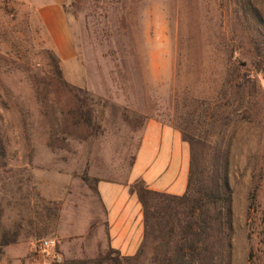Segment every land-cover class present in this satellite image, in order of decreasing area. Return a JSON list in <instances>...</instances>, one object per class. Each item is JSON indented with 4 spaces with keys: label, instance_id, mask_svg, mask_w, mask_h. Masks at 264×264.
Wrapping results in <instances>:
<instances>
[{
    "label": "rangeland",
    "instance_id": "374dc122",
    "mask_svg": "<svg viewBox=\"0 0 264 264\" xmlns=\"http://www.w3.org/2000/svg\"><path fill=\"white\" fill-rule=\"evenodd\" d=\"M64 11L76 56L62 64L19 4L0 0V264H42L45 237L61 255L47 264H112L95 183L125 178L149 118L229 143L224 262L264 264V0H66Z\"/></svg>",
    "mask_w": 264,
    "mask_h": 264
},
{
    "label": "trees",
    "instance_id": "16d2710c",
    "mask_svg": "<svg viewBox=\"0 0 264 264\" xmlns=\"http://www.w3.org/2000/svg\"><path fill=\"white\" fill-rule=\"evenodd\" d=\"M225 65L233 70L237 68L230 59ZM57 71L60 75V70ZM237 81L225 78L222 85L234 86ZM246 81L249 87L256 85L252 79ZM202 102L207 103V100ZM212 102L210 130L220 134L227 128V121L219 114L216 99ZM178 129L189 146L186 190L174 195L152 190L143 180L133 181L130 190L137 195L144 216L142 244L133 256H123L107 247L104 260L112 264H136L143 245L151 239L155 244L149 264H225L224 251L230 246L228 232L231 228L229 143L223 138L212 141L201 137L187 124L179 125ZM0 152L4 154L1 142Z\"/></svg>",
    "mask_w": 264,
    "mask_h": 264
},
{
    "label": "crops",
    "instance_id": "0c3cea01",
    "mask_svg": "<svg viewBox=\"0 0 264 264\" xmlns=\"http://www.w3.org/2000/svg\"><path fill=\"white\" fill-rule=\"evenodd\" d=\"M14 1L28 15L29 20L38 26L46 45L60 63L70 62L75 58L76 49L64 11L66 0ZM188 169L189 146L180 132L158 119L149 118L142 128L134 160L125 178L98 179L95 183V190L104 211L103 240L106 248L111 247L123 256H133L142 244L144 216L137 195L130 190L133 181L140 179L152 190L180 195L186 190ZM43 239L55 241L49 253L61 258L55 250L56 238ZM13 247L18 248V251L29 248L26 242L16 244L11 249ZM38 256L42 259V264H47L39 242Z\"/></svg>",
    "mask_w": 264,
    "mask_h": 264
},
{
    "label": "built area",
    "instance_id": "2783aa9c",
    "mask_svg": "<svg viewBox=\"0 0 264 264\" xmlns=\"http://www.w3.org/2000/svg\"><path fill=\"white\" fill-rule=\"evenodd\" d=\"M55 245V241L53 239H43L39 241V246L43 251V257L46 262H49L50 259L55 261H59L60 257L57 255H53L49 253V249Z\"/></svg>",
    "mask_w": 264,
    "mask_h": 264
}]
</instances>
